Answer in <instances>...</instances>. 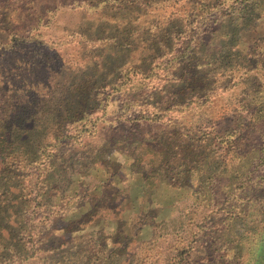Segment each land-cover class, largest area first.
Here are the masks:
<instances>
[{
  "label": "rangeland",
  "instance_id": "rangeland-1",
  "mask_svg": "<svg viewBox=\"0 0 264 264\" xmlns=\"http://www.w3.org/2000/svg\"><path fill=\"white\" fill-rule=\"evenodd\" d=\"M222 1L7 0L10 7L6 24L12 31L22 30L25 33L36 28L35 32H45L47 37L53 34L69 37L77 32L94 39L88 44L77 42L68 50L58 51L59 59L64 60L67 57L71 59L67 61L69 66L101 60L105 52L114 50L113 40L118 39L121 42V34L128 30L131 45L123 48L125 57L121 62L124 66L136 65L148 69L156 64L159 58L167 60L171 58L172 50L175 48L174 36L171 42L169 40V43L160 46L159 42L163 37L159 38V29L167 27L171 21L180 16L184 17L182 30H185V20L189 17L201 22L206 21V17L211 19L216 11L200 6L204 3L218 4ZM225 1L224 4L231 6L236 0ZM260 10L262 14L260 20L256 15L259 22L254 19L258 27L252 30L254 32H248L245 41L239 44V49L244 54L251 53L249 62H246L244 57L235 58L234 73L227 68L220 69L216 66L214 71L218 75L217 81L213 84V89L200 98L204 103L192 104L184 110H174L170 112L173 117L172 123H168L166 128H157L150 132L146 129L144 133L145 138H151L175 128L177 134L182 133V138H185L187 135L192 136L194 133L211 128L218 121L234 119L238 126L245 130L244 137L232 152L224 155L217 154L211 163V168L214 169L204 176L203 182L199 180L200 173L196 171L189 179V184L180 187L161 186V189L155 186L149 193V190L145 191L148 185L142 179V173H149L150 166L144 162H140L136 167L132 166L133 156L122 150L111 153V161L116 165L106 162V165L112 168L110 170L99 165L98 162L90 165V161V167L85 168L88 172L74 177H71V172H63L64 169L54 170L48 175V182L57 184L60 190H50L45 185L44 206L47 209L53 208L65 212L66 220L70 223L68 230H73L69 231L73 233L70 241L65 243L64 236L68 231L64 229L62 220L59 219L49 223L42 230L38 243L37 241L34 244L21 242L14 249H9L10 259H8L9 251L0 242V264L8 262L16 264L12 262L16 251L20 259L28 257L19 264H155L153 263L155 261L157 264L161 262L168 264L170 261H165L166 256L179 252L181 255L175 262L182 260V264H264V190H248L244 195L245 199H240L236 195L241 182H244L243 179L249 173L248 170L253 168L251 166L259 155L260 144L264 143V104L257 106L255 110H249L243 106L248 102V95L252 92L244 91L241 77L244 75V69L240 68L246 64H251V68L260 66L256 80L257 89L262 91L264 87V4ZM196 21L193 28L200 25ZM65 25L69 27L64 29ZM119 35L121 36L115 37ZM105 38L112 39L106 46H99L100 42L96 40ZM156 41L159 46H152ZM25 50L37 61V71L42 80L48 76L47 67L50 64L54 67L59 65L56 54L50 50H40L38 45L27 47ZM166 54L167 57H165ZM18 57L13 53L3 54L0 56V62L7 67L10 61H16ZM162 67L165 68L162 71L163 76L168 77L173 68L170 65ZM173 72L176 73V71ZM231 74L237 77L233 78ZM165 82L163 83H168V81ZM156 83L155 81L149 83V87ZM139 84L137 83L136 87H139ZM37 89L46 92L42 85L37 86ZM149 96L144 95L142 99H150ZM47 99L49 98L40 101V104L49 101ZM115 99L108 105V109L114 111V116L125 112L123 116H127V113L138 108L137 102L122 108L123 98ZM257 99L258 102L263 100L264 93L259 91ZM99 116L101 111L88 121H94ZM104 119L105 116L96 121ZM93 121L88 122L86 126L76 124L75 132L80 134L68 140V148L74 144L76 147L74 152L79 151L83 154L70 152L56 159V165L61 166L65 163L64 166L73 164L75 168H81V164L86 162L85 156L97 154L94 147L102 143L103 134L108 128L103 129L97 137L90 138ZM177 134L170 136L179 140L180 136ZM84 135L87 139L79 145ZM61 147H64L63 144L59 148ZM70 157H72L71 161H69ZM43 166L38 165L41 171ZM182 178L183 182H186V178ZM42 179L37 175V180L35 177L32 183L28 179L27 184L31 186L37 184V190H39L38 188L43 186ZM108 181L111 182V186L105 185ZM217 187L220 194H216ZM1 188L0 183V191ZM104 190L108 191L109 197L99 200L94 207L90 201L91 197L94 195L100 197ZM22 198L27 206L29 194L26 188ZM234 214L236 216H233ZM174 216L191 221H188L185 235L182 234L184 236L173 239L171 236L160 237L163 233L160 222ZM204 216L206 217L202 222L201 230L196 233L198 221L203 220ZM222 227L223 233L218 230ZM218 231L220 236L225 235L229 241L227 239L223 241V238L217 235ZM206 233L216 234V242L209 239V235L205 236ZM210 245H213L209 248L213 251L211 255L199 254L192 258L195 250L206 252V246ZM30 256L33 257L30 258Z\"/></svg>",
  "mask_w": 264,
  "mask_h": 264
},
{
  "label": "trees",
  "instance_id": "trees-1",
  "mask_svg": "<svg viewBox=\"0 0 264 264\" xmlns=\"http://www.w3.org/2000/svg\"><path fill=\"white\" fill-rule=\"evenodd\" d=\"M225 2L223 0L218 4H202L200 7L215 10L216 13L212 14L211 19L206 17L207 20L202 22L187 18L185 30H182L184 20L182 16L171 21L167 27L159 29V38L163 37L160 42V39L158 40L160 46L169 43V40L171 42L174 36L175 48L172 50L171 58L168 60L159 58L156 64L146 69L136 65L124 66L121 62L125 57L123 48L131 45L128 30L123 32L122 36H115H121L122 41L113 40L114 50L105 52L101 60L69 66L67 61L71 59L64 56V60L59 59L58 51L68 50L77 42L88 44L94 39L77 32L69 37L54 36V34L47 37L45 32H35L36 28L27 33L22 30L12 31L6 24L10 4L7 0H0V54L13 53L19 56L16 61H10L7 67L0 62V183L2 187L0 242L4 244L6 250L14 249L21 242L34 244L37 241L38 243L42 230L49 223L59 219L62 220L64 229L68 231L64 236L65 243L72 236L73 233L69 231L73 230H68L70 223L66 220L65 212L53 208L47 209L44 206L45 185L50 190H60L57 184L48 182V175L54 170L64 169L63 172H71V177H74L87 173L85 168L96 162L110 170L112 168L106 165V162H112L111 153L122 150L133 156L132 166L136 167L140 162L150 166L149 173H142V179L146 181L149 188L145 191L149 190L150 193V189L155 186L161 189V186L180 187L189 184V179L196 171L200 173L199 180L203 182L204 176L214 169L211 168V163L217 154H228L235 149L244 137L245 130L238 126L234 119L218 121L209 129L194 133L192 136L187 135L186 139L182 138V133L177 134L175 128L170 132H162L157 137L145 138L144 136L146 129L150 132L153 129L166 128L168 123H172L173 117L170 112L184 110L192 104L204 103L200 98L210 92L217 81L218 75L214 71L216 66L220 69L227 68L234 73L235 58L244 57L246 62H249L251 53L244 54L239 49V44L245 41L248 32H254L252 30L257 26L254 19L258 15L260 20L262 15L260 9L264 0H236L231 6H227ZM195 21L200 25L193 28ZM67 27L69 26L65 25L63 28ZM111 39L96 41L100 42L99 46H106ZM158 42L156 41L152 46L158 47ZM37 45L40 50L47 49L56 54L59 64L58 67L50 64L47 67L48 76L43 80L37 71V61L25 50L27 47H37ZM176 46L181 48L177 49ZM163 65L165 67L170 65L173 68L168 77L162 74L165 69ZM240 68L244 69V75L241 76L244 91L252 92L248 95V102L243 106L249 110H255L257 106L264 104V99L259 102L257 99L259 91L264 93V87L262 91L257 89L256 76L260 66L251 68V64H246ZM231 75L233 78L237 77ZM153 81L157 83L149 87V83ZM161 81H168V83L164 84ZM135 82L140 83L139 87H136ZM39 85H42L46 92L38 90ZM144 95H150V99H142ZM117 97H122L124 100L122 108L136 102L138 108L127 113V116H123L126 112L114 116V111L109 110L108 105ZM46 98H49L48 103L40 104V101ZM100 111L101 116L96 117V120H101L105 116L103 121H88ZM92 121L94 126L90 128L92 131L90 138L97 137L103 129L108 128L103 134L102 143L94 147L97 154L85 156L86 162L81 164V168H75L73 164L64 166L65 163L61 166L56 165V159L76 149L74 144L67 147L68 140L80 134L75 132L74 126L76 124L86 126ZM174 133L180 136L179 140L170 136ZM86 139L84 135L79 145ZM59 144L61 146L63 144L64 147L60 149ZM72 146L74 148H71ZM258 152L259 155L251 166L253 168L248 170L249 173L243 179L244 182H241L239 186V192L236 195L240 199H245L244 195L248 190H264V143L260 144ZM77 153L83 154L79 151L72 154ZM71 160L72 157L69 158V161ZM112 164L116 165L115 162ZM38 165H44L43 171ZM117 168H119L118 165ZM37 175L38 178H43V186H40L39 190H37V184L34 186L27 184L28 179L32 183L35 177L37 180ZM182 177L186 178V182H183ZM25 178L26 181H24ZM105 185L112 184L108 181ZM25 188L29 194L27 206L22 201ZM113 189L116 190L115 187ZM215 191L216 194H220L218 187ZM108 197V191L104 190L100 197L94 195L90 201L96 207L99 200ZM205 217L198 221L196 233L200 232ZM188 221L176 216L163 220L160 222L163 228L160 237L171 236L173 239L184 236ZM218 230L224 232L223 227ZM218 233L219 231L217 235L220 236ZM207 235L209 239L216 242V234L206 233L205 236ZM220 237L223 241L227 239L223 234ZM212 246H206V252L195 250L192 258L199 254L211 255L213 251L209 248ZM189 254L192 255V252L189 251ZM169 255L165 259L170 261L168 264H182V260L175 262L181 255L180 252ZM10 257L11 253L8 259ZM26 258L20 259L16 251L12 262L19 264ZM156 262L153 263L157 264ZM161 264L166 263L161 262Z\"/></svg>",
  "mask_w": 264,
  "mask_h": 264
}]
</instances>
